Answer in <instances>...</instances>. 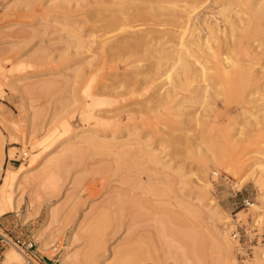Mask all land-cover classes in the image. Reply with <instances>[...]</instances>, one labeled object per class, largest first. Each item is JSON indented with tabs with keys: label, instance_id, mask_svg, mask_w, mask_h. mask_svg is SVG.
I'll return each instance as SVG.
<instances>
[{
	"label": "rangeland",
	"instance_id": "1",
	"mask_svg": "<svg viewBox=\"0 0 264 264\" xmlns=\"http://www.w3.org/2000/svg\"><path fill=\"white\" fill-rule=\"evenodd\" d=\"M192 1L199 6L188 25L171 21L172 13L181 17L191 11ZM222 2L0 0V190L6 184L5 195L19 203L0 214V233L35 239L36 247L28 253L35 263L64 264L61 256L68 249L84 256L106 247L103 254L110 262L115 247L117 256L128 250L124 260L119 255L121 264H264L256 246L242 247L231 236L238 223L249 226L255 216L264 225V181L256 170L264 166V77L249 78L244 88H233L228 100L214 91L212 105H183L179 98L193 92L195 82L177 88L176 96L166 95L169 69L163 82L147 85L142 76L130 73L134 65L125 67L98 49L77 48L69 37L73 31L89 41L100 39L111 28L114 11L129 4V13L137 16L128 13L127 24L116 30L135 28L142 35L156 29L150 42L138 40L145 47L138 44L142 51L136 62L146 69L159 58L158 50L164 54L176 49L192 31L205 34L207 20L224 26L218 12ZM255 27L238 35L255 50L242 57L252 74L264 72V32ZM112 92L120 95L111 96ZM81 130L87 135L82 137ZM149 152L175 166L172 171L181 167L182 183L164 187L161 172L147 158ZM160 164L156 167L162 170ZM177 175L173 174L178 182ZM197 193L204 204L219 207L222 218L214 224L227 229L231 260L222 259L212 241L208 208L196 215L180 207L179 198L196 202ZM245 197L254 206L246 207ZM50 207L54 218L49 221ZM76 227V241H70ZM40 230L57 246L55 252L40 247ZM5 251H10L11 264L29 261L8 245L0 246V264Z\"/></svg>",
	"mask_w": 264,
	"mask_h": 264
},
{
	"label": "bare ground",
	"instance_id": "2",
	"mask_svg": "<svg viewBox=\"0 0 264 264\" xmlns=\"http://www.w3.org/2000/svg\"><path fill=\"white\" fill-rule=\"evenodd\" d=\"M168 1H174V0H168ZM192 3H193V1H192ZM233 4H236V6H239L240 8H236V9H235V7L231 8V6ZM128 5L127 6L124 5L123 7L120 8V10L118 9V10L114 11V14L111 16L112 21L109 23L111 28L108 27L109 28L108 31L107 32L105 31L104 35L102 34L103 36L102 35H101L102 37L100 36V39L94 40V41H89V40L82 38L81 35L79 36L78 33L76 34L73 31L72 32L69 31V33H71V35L68 33L69 37H73L71 39H74L73 42L75 43L77 48L78 47L79 48H85L86 47V48H88V50L98 49L105 57H111V59H115V60L120 59L121 62L125 63V67L129 66V65H134L135 67L130 70L131 72L130 71L129 72L131 74H135L136 76H142L144 79L143 81L147 85H151L157 79L162 80L163 78H165L163 76H164V74H166V71L169 69L171 71V75L169 74V71H167V75L169 77H166L167 78L166 86L169 88V90L168 91L166 90L167 92H165V90H163L164 93H166V95L176 96L178 94L176 92L177 88H179L181 86H182V88H183V86L188 87L193 82H195V83H193L194 84V87L192 88L193 90H191L193 92H191V93L187 92V94H184L179 98V101L181 103L186 102V101H188V102L191 101V103L196 102V104H198V102H200V103L202 102L204 104L206 103L205 104L206 106L208 105V103H209V105L210 104L212 105L213 102L210 103L209 98L210 97L214 98V96H215L214 91L217 94H222V95L226 96V98L228 100L232 94L231 92H232L233 88L234 89H235V87L236 88L240 87V89L244 88V85L247 82V80L249 81L248 83L251 82L249 80V78H251V80H252V77H255V78L264 77L263 71H259L257 73L253 72V74H252L250 72L252 71L253 68L250 69V71H249V69H248V71L246 70V67H245L246 62H244L245 59H243L242 57L246 58V57H250V56L254 55L253 52L255 50L252 49L248 43L245 44L244 41L242 40V38L241 37L239 38V36H238L239 34L245 33L247 30L252 28V25H254V27H255L258 24H259V27L261 26V28L259 29L260 32H262V33L264 32V0H223L222 7H220L218 9L219 10L218 12L220 14H222V16L224 18V26H220V24H218L216 22H212L213 20H207V25H205V28L207 27L208 30H207V28L205 29V30H207V32L205 34L202 33V31H204V30L200 29L201 32L199 31L200 32L199 33V32H196L195 29H194L195 32H193L192 31L193 29H191L192 34H191L190 38L188 35H185L188 37V39L187 40L185 39L184 41H182V43L179 46V47H181L180 49L178 46H176V49L173 48V50H170L167 52L164 51L165 52L164 54L162 53L163 51H161L162 49L158 50V53H156V55L157 56L159 55V58L155 59L156 62L151 61L152 63H150L146 69L141 68L140 67L141 64H137L138 61L136 59V55L138 53L141 54L140 51H142V50H140L138 52V47L145 45V44L144 45L139 44L138 40H141V38H139V37H143V40L146 39V41H149L148 39H150V41H151L152 38H150V37H151V35L153 36L154 34H156L155 33L156 29L154 30L152 28L151 29L147 28L148 30L145 31V33H143L142 35L136 34L137 30H139V29L136 30L135 28H128V29L124 28L125 29L124 31H126V33H121L120 31L116 30V29L121 28V26L123 27V25L127 24L125 19L128 18V13H129L128 7L131 6V5L130 6H128ZM190 5H191L190 7H192L193 9L191 11L185 10L188 12L184 11V14H183V12H181V14H183L181 17H180V14H178V13H172L171 14V21L184 22L185 25H188L187 24L189 21L188 19L190 17H192V11L195 8H197V6H199V3H197L195 1V3L190 4ZM182 10H184V9H182ZM142 13L143 12L141 11L139 16ZM129 14L131 17L136 15L135 13H133V15H132L131 11ZM243 14L246 17H244ZM182 19H183V21H182ZM207 19H209V17ZM184 23H183V25H184ZM129 27H131V26H129ZM259 27L256 26L255 29H257ZM253 28H252V30H253ZM114 30L118 31V32L111 34L110 32H112ZM174 33H178V32H174ZM183 37H184V35H183ZM184 38H186V37H184ZM211 39H212V41H211ZM91 42L93 44L92 48H91V45H92ZM138 44H139V46H138ZM259 44H261V43L259 42ZM144 47H142V49ZM146 48H148V45L146 46ZM170 49H172V48H170ZM143 50H145V49H143ZM109 52H111L112 54H109ZM142 53H144V52H142ZM206 53H207V55L209 54V57H207V55H205ZM111 59H109V60L112 62ZM161 60L165 61V63H167L169 66L167 68H165L164 66H166V65L163 62H161ZM244 67H245V69H243ZM251 67H252V65H251ZM261 68H263V67H261ZM254 71L256 72V70H254ZM130 78H132V76ZM157 81H159V80H157ZM162 82H163V80H162ZM163 88L165 89V87H163ZM245 88H247V87H245ZM160 93H163V92L160 91ZM112 95L119 96L120 93L119 92H116V93L112 92L111 96ZM166 95L164 94L165 99H167ZM220 97H221V95H220ZM151 98L149 97V99H151ZM186 104L187 103H185V104L183 103V105H186ZM194 105H195V103H194ZM200 106H201V104H200ZM200 118H202V116ZM85 132H86V130H81L79 132V134H81V136L84 137L87 135V134H84ZM1 134L2 133L0 132V138H1ZM129 135L134 136V137H138L137 133L130 132ZM3 139H6V138H3ZM137 139H135V140L137 141ZM0 140H2V139H0ZM2 142H3V140H2ZM2 142H1V144H3ZM121 145H123V144H121ZM1 146H3V145H1ZM2 152H3V149H1L0 153H2ZM149 153L147 154V156H148L147 158L152 159V161L154 163V165H153L154 168H157V170L159 169V171L161 172L160 174L162 176L159 175L158 177L160 179H163L162 181L164 182L163 183L164 187L172 189V187H174L177 183H179V184L182 183L183 173H181L182 172L181 167H177L175 171L174 170L172 171V169H175V166H173L171 164H164L162 162V160H160V158L158 157L157 153H150L151 155H149ZM158 164L162 165V167L160 166L162 170H160V168L156 167ZM2 166H3V162H0V171L2 169ZM26 170H27V168L20 170L17 175L20 176ZM256 170H257V177H259L260 179H263L262 180V182H263L264 181V177H263L264 176V166H259L256 168ZM174 172H176L178 174L177 175L178 178H180V180H178V182L174 180L173 174H176ZM259 183H261V180L259 181ZM5 186H6V184L2 187V190H0V214H4L8 210H10L12 208H16L19 204L16 201L13 202L10 197L5 195ZM180 188H181V186H180ZM164 194L165 193H163V195ZM161 196H162V194H161ZM159 197H160V195H159ZM162 197H164V196H162ZM194 197L197 200L196 202H192L190 200L183 199L182 197L179 198L178 201L180 202V205H181L180 207L183 210H187L188 212H192L193 214H196V215H199V214L205 212L204 211L205 207L208 208V210H209L208 213H209L211 220L213 221V226H214L213 227L214 230L212 232L214 238H212V241L214 239V245H215L216 249L218 248L220 255H221V258L226 259L228 257L229 260H231V256L233 253V244H232L231 239L229 238V235L227 234V229H221L220 226L218 227L216 224H214V222H217V220L221 221V218H222L218 214V212L220 211L219 207L217 206V204H212L211 202L204 204L202 202L203 198L199 193L195 194ZM166 202L168 203L169 201L166 200L165 203ZM210 204H212V205L210 206ZM256 210H257V208H256ZM53 218H54V210L50 207L49 211H48V219L50 221ZM97 218L100 220L99 217H97ZM91 223L93 224V221ZM46 225L47 224H45V226ZM77 230L78 229L76 227L71 232L70 241H76L75 239L77 237L76 236ZM44 233H43V230H40L38 232L37 240L39 239L41 241L40 247L42 249H45V250H49L50 248H52V250L55 252L57 249V246L55 244L51 245V242L47 241L48 239H46V237H45L46 235H44ZM213 236H211V237H213ZM107 248L109 249V247H106V249H104L103 252L99 251L100 248H99V250L92 249V251H90V253H88L87 255H84V256H79L77 253L68 249L65 252H63V254L61 256V263H64V264H121L122 261L120 258L122 257L123 258L122 260H124V258L127 257L128 250L125 249L121 252L119 251L118 254L121 257L119 255H118L119 256L118 257L116 255V253L118 252L116 250H118V249H116L115 247L114 248L112 247L111 248V255H112V257L114 256L113 257L114 259H112V261L108 262L106 260V258L104 257V254H103L105 251H107ZM256 248H257L256 249L257 257L259 259H261L264 263V246H260V247L256 246ZM98 251L101 253L99 254ZM9 252L10 251H8L7 254ZM20 252L25 254V257H27L29 259V261L35 262L34 259H36V258L34 256H33L34 258H32V256H29L28 253H24L22 251H20ZM7 254L3 260V264H11L12 263L11 258L9 257V254L8 255ZM115 255L117 257H115ZM217 258L220 259L219 256ZM229 260H226V262H229ZM123 264H124V262H123Z\"/></svg>",
	"mask_w": 264,
	"mask_h": 264
},
{
	"label": "built area",
	"instance_id": "3",
	"mask_svg": "<svg viewBox=\"0 0 264 264\" xmlns=\"http://www.w3.org/2000/svg\"><path fill=\"white\" fill-rule=\"evenodd\" d=\"M2 5L0 4V11ZM26 155V153H25ZM243 203L246 207H252L255 202L249 197L243 199ZM260 219L258 216L252 221V224L248 226L246 223H238L234 229L231 231L232 238L238 242L242 247H247L250 250L259 244H264V225H260ZM36 240L31 237H22L20 235H14L10 232L6 234L0 233V246L6 247L8 245L16 246L20 251L24 253H29L36 247ZM27 264H38L37 262L27 261ZM40 264H53L44 260Z\"/></svg>",
	"mask_w": 264,
	"mask_h": 264
},
{
	"label": "crops",
	"instance_id": "4",
	"mask_svg": "<svg viewBox=\"0 0 264 264\" xmlns=\"http://www.w3.org/2000/svg\"><path fill=\"white\" fill-rule=\"evenodd\" d=\"M14 166H13V164H12V166H11V168H13ZM7 252L8 251H5V256H6V254H7ZM5 258V257H4ZM4 260V259H3ZM3 260H2V262H3Z\"/></svg>",
	"mask_w": 264,
	"mask_h": 264
}]
</instances>
